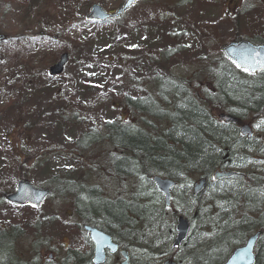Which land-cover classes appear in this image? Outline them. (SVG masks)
Segmentation results:
<instances>
[{
  "label": "rangeland",
  "instance_id": "rangeland-1",
  "mask_svg": "<svg viewBox=\"0 0 264 264\" xmlns=\"http://www.w3.org/2000/svg\"><path fill=\"white\" fill-rule=\"evenodd\" d=\"M24 1L0 0V237L13 238L0 264H48L49 256L59 263L69 248L82 255L89 250L77 230L81 220L71 193L61 194L62 188L98 186L108 199H126L136 187L133 179L118 181L104 172V159L114 150L105 140L101 149L91 145L103 138V125L133 124L125 99L140 97L137 87L150 90L156 77L207 88L201 75L194 76L199 69L207 75L212 67L202 62H218L220 47L237 37L264 35V0H140L120 20L104 25L85 20L90 6L114 11L123 0H51L38 9L40 17L37 8L25 14ZM63 53L69 56L63 74L49 78L48 67ZM212 114L216 118L219 111ZM249 121L245 116L243 123ZM253 125L254 138L261 139L264 115ZM93 151L102 155L101 172L88 170L87 153ZM19 179L50 191L39 209L3 201L2 193L12 192ZM181 189L169 214L182 211ZM133 254L161 264L141 248ZM116 263L120 259L114 256L107 264Z\"/></svg>",
  "mask_w": 264,
  "mask_h": 264
},
{
  "label": "trees",
  "instance_id": "trees-1",
  "mask_svg": "<svg viewBox=\"0 0 264 264\" xmlns=\"http://www.w3.org/2000/svg\"><path fill=\"white\" fill-rule=\"evenodd\" d=\"M50 4L51 0H26L24 13L37 8L40 17L38 9ZM249 41L264 44V35ZM215 61L202 62L212 66L209 71L206 69L207 75L201 69L194 74L204 78L207 88L192 85L193 80L160 77H156L154 84L149 83L153 85L150 90L137 87L140 97L125 99L134 123L107 122L102 128L103 138L92 140L91 145L97 149L107 143L114 150L104 159L106 174L118 181H135L134 192L126 199H108L98 186L67 184L61 190V194L71 193L74 214L80 220L109 235L130 253V264L149 263L146 259L139 261L142 256L133 254L140 248L146 251V258H157L158 263L177 257L178 262L187 264H223L235 248L256 232L261 233L255 249L256 264H264V165L259 167L256 161L253 166L248 165L252 162L251 154L264 158V141H248L237 130L245 116L255 121L264 115V74L246 77L222 56L212 63ZM214 109L233 114L238 122L220 124L212 114ZM30 124L33 126L34 122ZM87 155L91 158L88 170L101 172V153L93 151ZM227 166L238 168L242 175L211 181L214 171ZM158 174L176 183L172 198L183 185L184 189L179 191L181 212L169 214L162 205L150 180ZM199 178L207 183L205 190L194 198L186 183ZM191 212L190 235L174 250L171 244L176 216L186 217L185 213ZM6 241L0 239V254L8 252L13 244L12 237ZM89 257V253L82 255L72 248L61 262L48 264H90Z\"/></svg>",
  "mask_w": 264,
  "mask_h": 264
},
{
  "label": "water",
  "instance_id": "water-1",
  "mask_svg": "<svg viewBox=\"0 0 264 264\" xmlns=\"http://www.w3.org/2000/svg\"><path fill=\"white\" fill-rule=\"evenodd\" d=\"M137 1L138 0H125L111 15L104 12L100 6L94 4L90 7L88 14L86 15V20L102 23L108 19H118L124 12L134 6ZM1 40H3L2 36H0V41ZM220 50L225 59L233 64L239 71L248 75L264 72V46H255L248 41L241 40L228 43ZM67 60L68 56L66 54L61 55L59 61L49 68V76L56 77L61 75ZM218 120L224 125L234 124L237 121L235 117L229 114H219ZM239 132L242 137H246L248 140L252 138L250 127L247 125L241 126ZM234 175V173L228 172H215L212 179L214 181H219L229 179ZM151 182L156 191L163 196L165 207H169L171 198L170 192L175 186V182L159 176H154L151 179ZM205 187V179H199L197 182L193 183L192 196L194 198L199 196L205 190ZM48 196L49 190L35 188L27 181L19 180L15 190L11 194L6 195L4 200L6 203L18 207L39 208ZM189 228L188 221L182 215L176 217L174 226L175 237L172 243L173 249H178L186 240ZM83 230L85 233L89 234V239L93 247L92 264H104L106 261L105 251H108L109 254L116 253L118 246L112 243L109 236L90 226H84ZM259 237L260 232L248 237L243 246L232 251L224 264H256L254 248ZM120 256L124 260L121 264H129L128 253L126 251H120ZM163 264L176 263L166 261Z\"/></svg>",
  "mask_w": 264,
  "mask_h": 264
},
{
  "label": "flooded vegetation",
  "instance_id": "flooded-vegetation-1",
  "mask_svg": "<svg viewBox=\"0 0 264 264\" xmlns=\"http://www.w3.org/2000/svg\"><path fill=\"white\" fill-rule=\"evenodd\" d=\"M110 13V12H109ZM109 22V21H108ZM49 260H50V258H49Z\"/></svg>",
  "mask_w": 264,
  "mask_h": 264
}]
</instances>
